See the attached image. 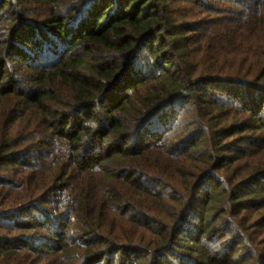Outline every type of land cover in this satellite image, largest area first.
I'll list each match as a JSON object with an SVG mask.
<instances>
[{"label": "trees", "instance_id": "16d2710c", "mask_svg": "<svg viewBox=\"0 0 264 264\" xmlns=\"http://www.w3.org/2000/svg\"><path fill=\"white\" fill-rule=\"evenodd\" d=\"M0 264H264V0H0Z\"/></svg>", "mask_w": 264, "mask_h": 264}]
</instances>
